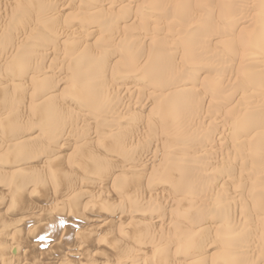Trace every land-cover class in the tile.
<instances>
[{
	"label": "rangeland",
	"instance_id": "obj_1",
	"mask_svg": "<svg viewBox=\"0 0 264 264\" xmlns=\"http://www.w3.org/2000/svg\"><path fill=\"white\" fill-rule=\"evenodd\" d=\"M135 262L264 264V0H0V264Z\"/></svg>",
	"mask_w": 264,
	"mask_h": 264
},
{
	"label": "bare ground",
	"instance_id": "obj_2",
	"mask_svg": "<svg viewBox=\"0 0 264 264\" xmlns=\"http://www.w3.org/2000/svg\"><path fill=\"white\" fill-rule=\"evenodd\" d=\"M43 6V5H42ZM105 11V10H104ZM103 11V12H104ZM155 12V11H154ZM126 19V18H125ZM46 23V22H45ZM30 30V29H29ZM59 33V32H58ZM28 34V33H27ZM85 35V34H84ZM81 41V40H80ZM95 42V41H94ZM61 45V44H60ZM53 50V49H52ZM51 50V51H52ZM60 52V51H59ZM102 53V52H101ZM55 54V53H54ZM41 55V54H40ZM37 57V56H36ZM53 65V64H52ZM19 76V75H18ZM148 80V79H147ZM181 83V82H180ZM185 83V82H184ZM197 91V90H196ZM81 94V93H80ZM47 96V95H46ZM171 96V95H170ZM44 98V97H43ZM77 124V123H76ZM69 127V126H68ZM61 130V129H60ZM87 131V130H86ZM9 136V135H8ZM51 143V142H50ZM50 156V155H49ZM92 164V163H91ZM123 164V163H122ZM120 166V165H119ZM88 167V166H87ZM91 167H93V166H91ZM97 167V166H96ZM86 169V168H85ZM89 169V168H88ZM82 170H83V168H82ZM87 170V169H86ZM90 170V169H89ZM94 170V169H93ZM98 170V169H97ZM100 170V169H99ZM90 172V171H89ZM41 173V172H40ZM102 173H103V170H102ZM97 174V173H96ZM60 179H62V178H60ZM59 180V179H58ZM63 181V180H62ZM66 188V187H65ZM96 188H98V187H96ZM87 189V188H86ZM75 195V194H74ZM82 195H83V193H82ZM149 196V195H148ZM147 196V197H148ZM173 200H175V199H173ZM179 203V202H178ZM113 206V205H112ZM101 221V220H100ZM187 232V231H186ZM190 232V231H189ZM56 236V235H55ZM191 236V235H190ZM47 237H49V236H47ZM194 239V238H193ZM51 247V246H50ZM53 247H54V245H53ZM253 247V246H252ZM78 248V247H77ZM76 248V249H77ZM254 249V248H253ZM80 250V249H79ZM50 251V250H49ZM69 251V250H68ZM74 251H75V249H74ZM140 251H142V250H140ZM55 252V251H54ZM81 253V252H80ZM33 254V253H32ZM58 255V254H57ZM134 257V256H133ZM133 257H132V259H133ZM140 257V256H139ZM50 258V257H49ZM135 259V258H134ZM136 260H138V257H136ZM35 261V260H34ZM40 261V260H39ZM49 261V260H48ZM36 262V261H35ZM50 262V261H49ZM48 262V263H49ZM118 262V261H117ZM32 263V262H31ZM38 263V262H37ZM133 263H134V261H133ZM136 263V262H135ZM137 263H138V261H137ZM136 263V264H137ZM140 263V262H139ZM117 264V263H116ZM120 264V263H119ZM122 264V263H121ZM132 264V263H131Z\"/></svg>",
	"mask_w": 264,
	"mask_h": 264
}]
</instances>
